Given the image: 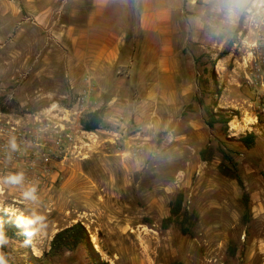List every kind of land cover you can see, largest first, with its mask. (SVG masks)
I'll return each mask as SVG.
<instances>
[{"label": "rangeland", "instance_id": "374dc122", "mask_svg": "<svg viewBox=\"0 0 264 264\" xmlns=\"http://www.w3.org/2000/svg\"><path fill=\"white\" fill-rule=\"evenodd\" d=\"M263 18L243 10L227 38L197 43L195 92L143 126L128 118L122 135L85 131L62 73L55 85L30 67L42 41L0 30V213L22 223L0 225L7 264H264ZM178 194V222L165 226ZM77 222L94 253L52 248Z\"/></svg>", "mask_w": 264, "mask_h": 264}, {"label": "crops", "instance_id": "0c3cea01", "mask_svg": "<svg viewBox=\"0 0 264 264\" xmlns=\"http://www.w3.org/2000/svg\"><path fill=\"white\" fill-rule=\"evenodd\" d=\"M228 2L0 0V30L10 24L13 38L42 41L30 67L48 71L55 85L60 71L61 97L78 96L73 111L85 117L102 109L100 126L122 135L128 118L143 126L195 92L196 44L227 38L236 28L229 23L241 18L228 14ZM220 41L212 46L221 50Z\"/></svg>", "mask_w": 264, "mask_h": 264}, {"label": "trees", "instance_id": "16d2710c", "mask_svg": "<svg viewBox=\"0 0 264 264\" xmlns=\"http://www.w3.org/2000/svg\"><path fill=\"white\" fill-rule=\"evenodd\" d=\"M205 112L210 119V121L208 122L209 125H212V123L216 122L215 118L208 110L205 109ZM101 114H102V109L88 115L87 119L83 121L84 130L85 131L97 130L101 124V117H102ZM222 122L227 123L228 121L223 120ZM254 138L255 137L253 134H248L241 139V142L245 147L250 148L251 144L254 142ZM235 179L238 182V184L242 187V182L240 178L236 177ZM182 199H183L182 194H178L176 196L175 201L172 203L170 208V216L164 220L165 226L173 223L174 220H176L175 221L176 223L178 222L179 219L178 217L182 207ZM21 224H22L21 222L13 220L12 217H10V215L6 213H0V225L6 226L10 230V232L12 233L18 232V230L21 228L20 226ZM181 231L183 234L187 233L185 229H182ZM84 242H87V244L90 247V250L94 253L89 242V236L86 228L82 223L77 222L72 226L57 232L52 238L51 246L52 248H60L66 246L70 249H74ZM178 264H182V263H178Z\"/></svg>", "mask_w": 264, "mask_h": 264}, {"label": "clouds", "instance_id": "9594fccd", "mask_svg": "<svg viewBox=\"0 0 264 264\" xmlns=\"http://www.w3.org/2000/svg\"><path fill=\"white\" fill-rule=\"evenodd\" d=\"M249 3L251 4V7H248ZM228 7V14L230 16H235L239 11L247 10L249 13H252L253 16L255 15H262L264 14V0H229V2L226 5ZM253 8L256 10L253 12ZM13 148H15V143L13 142ZM8 180L12 183H19L22 180V175L17 176H10L8 177ZM35 191V189H32L31 191L25 193L26 196H31L33 199L35 197L32 195V193ZM40 219L37 217L36 219H28L26 221L27 224H35L37 220ZM33 234V231H29L28 235L31 236ZM5 243V240L3 238V235L0 234V245H3ZM0 264H7V261L4 259L3 254H0Z\"/></svg>", "mask_w": 264, "mask_h": 264}, {"label": "built area", "instance_id": "2783aa9c", "mask_svg": "<svg viewBox=\"0 0 264 264\" xmlns=\"http://www.w3.org/2000/svg\"><path fill=\"white\" fill-rule=\"evenodd\" d=\"M263 21H264V18H263ZM263 24H264V22H263ZM257 28H258V25H257ZM259 70V69H258ZM77 104H78V102H77ZM77 106H79V105H77Z\"/></svg>", "mask_w": 264, "mask_h": 264}]
</instances>
